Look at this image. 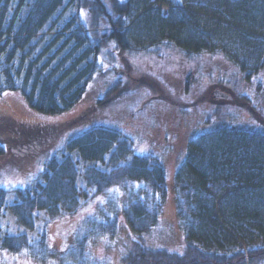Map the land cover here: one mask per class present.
Returning <instances> with one entry per match:
<instances>
[{
  "label": "trees",
  "instance_id": "16d2710c",
  "mask_svg": "<svg viewBox=\"0 0 264 264\" xmlns=\"http://www.w3.org/2000/svg\"><path fill=\"white\" fill-rule=\"evenodd\" d=\"M160 4L168 7L166 13ZM171 54L199 64L222 56L217 68L223 71L222 87H249L258 79L250 96H239L252 116L240 121L220 102L205 115L203 130L188 139L171 183L157 154L136 152L122 129L87 126L45 158L23 185L0 184V218L8 207L30 231L40 213L46 225L76 212L80 196L91 200L119 188L125 200L106 201L117 203L118 211L87 217L62 258L86 264L87 244L116 232L119 213L132 238L151 232L170 191L184 251L132 240L124 264H264V95L257 96L264 91V76L259 78L264 0H0V96L18 92L37 111L61 113L88 96V112L95 100L111 103L124 95L119 89L124 77L110 80L115 68L127 64L125 56ZM202 67L181 80L182 92L195 90L197 82L192 87L189 81ZM57 131L54 125L0 114V169L37 155ZM77 160L94 165L80 170ZM79 176L86 186L81 192ZM45 233L39 238L21 231L5 234L0 249L43 258Z\"/></svg>",
  "mask_w": 264,
  "mask_h": 264
},
{
  "label": "rangeland",
  "instance_id": "374dc122",
  "mask_svg": "<svg viewBox=\"0 0 264 264\" xmlns=\"http://www.w3.org/2000/svg\"><path fill=\"white\" fill-rule=\"evenodd\" d=\"M158 7L162 13L168 10V7L162 4ZM221 58L224 60L222 56ZM125 60L127 64L115 68L110 80L114 83L118 78L117 75L124 77L119 87L124 95L106 105H97L95 100L89 112L87 110L89 96L84 99L85 101L77 103L64 112L51 114L30 107L18 92L10 91L2 94L0 96L1 115L12 114L19 119L54 125L58 131L54 142L37 155L29 158L21 156V161L19 160L17 165H4L0 169V184L6 187L23 185L41 168L45 158L61 148L71 136L95 124L116 126L122 129L131 136L136 152H155L164 164L167 183H171L174 170L185 155L184 148L188 139L203 130L206 126L203 123L205 115L213 111L216 106L218 107L220 102H225L224 108L234 113L240 121L248 120L252 116L251 110L244 102L246 100H241L239 96L242 93L250 96V88L258 79H254L249 87L242 83L236 89L222 87L219 83V76H222L223 71L217 69L222 63L219 57H209L200 62V64L203 63L199 72L201 74L195 73L189 81L192 87L193 84L195 85L194 82H197L196 88L188 93L182 92L181 80H189L190 71L200 65L196 61L179 58L175 54H171L169 58L165 55L160 59L152 55L135 57L128 55L125 56ZM105 65H108L107 61ZM196 74L199 79H194ZM261 76L264 75H260L259 78ZM124 83L126 84L123 86ZM140 86L141 89L138 90ZM213 90H221L230 98L215 99L212 96ZM94 92L93 89L92 93ZM262 95L264 91L262 94H257L259 98ZM76 162L80 170L94 165L93 162L81 160ZM77 186L80 192L81 189H86L81 176L78 177ZM109 198L123 201L126 197L119 188L110 189L91 200L80 196L79 200L82 205L76 212L56 217L46 225H44L45 219L40 223L43 216V213H40L39 222L37 221L34 229L30 231L18 224L15 216L8 207H5L2 211L4 217L0 218V242L8 233L21 231L26 232L32 238H39L42 233L46 232V255L43 258L31 257L25 252L12 253L0 249V264H75L70 260L62 262L64 253L73 244V238L81 230L87 217H92L95 213L98 215L105 213L111 216L114 210L118 211L117 203L112 205L107 203ZM175 213L173 195L169 191L159 223L151 232L136 239L132 238L122 214L119 213V227L116 232L112 235L97 236L87 244L86 259L88 262L86 264H124L123 254L135 245L132 240L142 241L141 244L145 247H165L169 251L182 253L184 251L183 236L177 225Z\"/></svg>",
  "mask_w": 264,
  "mask_h": 264
},
{
  "label": "water",
  "instance_id": "95a60500",
  "mask_svg": "<svg viewBox=\"0 0 264 264\" xmlns=\"http://www.w3.org/2000/svg\"><path fill=\"white\" fill-rule=\"evenodd\" d=\"M212 96H214L215 98H219V99H229L230 96L225 94L224 92L220 91V90H214L212 92Z\"/></svg>",
  "mask_w": 264,
  "mask_h": 264
}]
</instances>
